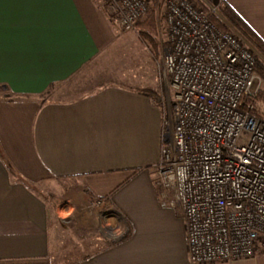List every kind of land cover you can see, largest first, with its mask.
I'll list each match as a JSON object with an SVG mask.
<instances>
[{
  "label": "crops",
  "instance_id": "0c3cea01",
  "mask_svg": "<svg viewBox=\"0 0 264 264\" xmlns=\"http://www.w3.org/2000/svg\"><path fill=\"white\" fill-rule=\"evenodd\" d=\"M212 1L264 44V0ZM139 30L106 0H0V264H193L183 216L156 196L162 100L134 83L152 57ZM96 198L109 206L88 210ZM87 210L111 232L98 247L63 225Z\"/></svg>",
  "mask_w": 264,
  "mask_h": 264
},
{
  "label": "built area",
  "instance_id": "2783aa9c",
  "mask_svg": "<svg viewBox=\"0 0 264 264\" xmlns=\"http://www.w3.org/2000/svg\"><path fill=\"white\" fill-rule=\"evenodd\" d=\"M112 18L136 30L145 0H106ZM162 132L155 163L158 203L184 218L189 261L264 254V117L256 56L191 0H165ZM242 133L247 135L240 142ZM91 205L102 208L96 198Z\"/></svg>",
  "mask_w": 264,
  "mask_h": 264
},
{
  "label": "rangeland",
  "instance_id": "374dc122",
  "mask_svg": "<svg viewBox=\"0 0 264 264\" xmlns=\"http://www.w3.org/2000/svg\"><path fill=\"white\" fill-rule=\"evenodd\" d=\"M149 5V13L146 15L145 18H143L141 21L138 22L139 24H142L144 26V22L149 16L150 13H153L156 15L155 21L157 23L156 29L151 33V36L153 37L151 40L147 36L143 35L141 37V33L146 30L145 27H140L141 30L138 31V34L140 36V41L142 44H144L143 47L147 49L148 52L151 53L152 57H150L149 63H144V69L142 73H138L134 78V83L139 84L140 86H144L148 89H151L154 91L155 97H157L158 100H162V98H165L166 91H167V84L165 79L162 75V47L166 44V30L164 25V12L166 8L165 0H145ZM207 9H214L215 15H219L220 6L218 2L212 1V3H208L206 0H200ZM111 12V10H110ZM220 16V15H219ZM222 20V18H221ZM224 22V21H223ZM137 25V27H138ZM228 28L231 32L234 34L238 33L228 25ZM245 40V39H244ZM245 44L251 48L253 53L256 56V61L260 60L262 63H264V55L260 54L253 46H251L246 40L244 41ZM130 58L132 59V56L127 54L126 56H119L117 59L118 65H124L131 64L132 60L130 62H127L126 60ZM134 59V58H133ZM135 60V59H134ZM117 65V63H116ZM264 90V83L262 82V88ZM261 113L264 115V104L261 105V108L259 109ZM247 140V135L245 133H242L240 142H245ZM155 185V183H154ZM49 190H45L44 193L46 195H49ZM91 208L88 210H101V208L96 207L94 205L90 206ZM104 208V207H102ZM86 211L87 214H84L83 216H78L74 218H65L69 231L67 232V236H69V240H75V243L77 246L82 245L83 241H91L93 244H95V247L99 246V242L106 239V236H109L105 234L106 232L109 234V230L105 228L103 225V217L102 219L98 216H95L91 214L90 212ZM100 212V211H99ZM98 212V213H99ZM102 226V227H100ZM104 229V230H103ZM106 231V232H105Z\"/></svg>",
  "mask_w": 264,
  "mask_h": 264
},
{
  "label": "trees",
  "instance_id": "16d2710c",
  "mask_svg": "<svg viewBox=\"0 0 264 264\" xmlns=\"http://www.w3.org/2000/svg\"><path fill=\"white\" fill-rule=\"evenodd\" d=\"M195 6L202 8L203 10L207 11L208 9L200 0H191ZM208 3H212V0H206ZM220 15V16H219ZM219 15L211 14V20L221 29L223 30H230L228 25L231 26L240 36H242L251 46H253L260 54L264 55V44L259 40V38L250 30V28L242 21V19L227 5H221L219 10ZM156 15L150 13L147 19L144 22V26L139 24V26H143L146 28L144 32L140 35L147 36L151 40H153L151 33L156 29L157 23L155 21ZM222 18V20H221ZM224 21V22H223ZM255 70L257 74L262 79L264 83V63L260 60L256 61ZM255 104L256 112L261 116L264 117L263 113L259 111L261 105L264 104V90L261 89L256 97L253 100ZM138 170H134L137 172ZM109 203H105V207H108Z\"/></svg>",
  "mask_w": 264,
  "mask_h": 264
},
{
  "label": "clouds",
  "instance_id": "9594fccd",
  "mask_svg": "<svg viewBox=\"0 0 264 264\" xmlns=\"http://www.w3.org/2000/svg\"><path fill=\"white\" fill-rule=\"evenodd\" d=\"M119 226H117L114 230V238H118L119 236L123 235L126 231V227L123 224L118 223Z\"/></svg>",
  "mask_w": 264,
  "mask_h": 264
},
{
  "label": "bare ground",
  "instance_id": "6f19581e",
  "mask_svg": "<svg viewBox=\"0 0 264 264\" xmlns=\"http://www.w3.org/2000/svg\"><path fill=\"white\" fill-rule=\"evenodd\" d=\"M109 233H111V232H109Z\"/></svg>",
  "mask_w": 264,
  "mask_h": 264
}]
</instances>
